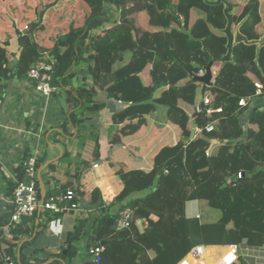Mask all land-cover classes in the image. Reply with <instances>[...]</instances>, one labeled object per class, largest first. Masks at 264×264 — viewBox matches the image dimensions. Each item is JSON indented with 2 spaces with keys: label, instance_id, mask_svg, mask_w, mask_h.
Segmentation results:
<instances>
[{
  "label": "trees",
  "instance_id": "trees-1",
  "mask_svg": "<svg viewBox=\"0 0 264 264\" xmlns=\"http://www.w3.org/2000/svg\"><path fill=\"white\" fill-rule=\"evenodd\" d=\"M227 1L233 6L232 28L238 26L248 40L264 37L262 0ZM22 2L21 12L13 16L0 13V95L3 97L11 78H26L33 62L53 59L50 83L58 89L52 95L66 107L61 108L63 124L57 126L62 132L51 130L47 143L59 144L62 155L41 177L47 195L51 185L59 191L70 188L77 193L76 201L95 211L53 213L42 209L38 216L35 212L15 224L10 220L12 206L4 203L0 264L5 259L15 264H41L50 258L48 264H62L57 258L75 264L81 242L85 247L103 244L98 264H176L196 245H230L243 239L251 247L264 246V47L234 44L230 61L217 60L227 51L225 6L204 0ZM28 12L38 19L22 21ZM43 14L47 15L42 20ZM47 17L65 24L52 43L44 45L36 36L48 28ZM11 39L16 52L7 48ZM127 52L128 62L115 67ZM212 61L210 86L188 75L186 69L195 73ZM257 84L262 88L255 98L257 105L251 109L248 104L240 106L239 99L253 96ZM204 97L209 108L220 111L197 113L195 107L203 104ZM110 98L125 102L112 115L113 124L107 131L111 145L140 131L148 130L151 139L155 111L160 122L165 117L180 131L173 138L166 130L139 156L144 157L140 165L105 159L122 180L119 192L105 205L98 189L85 197L80 183L75 182V172L100 157L101 132L94 123ZM245 114L247 125L243 127ZM208 122L214 124L211 132L205 130ZM194 127L199 131L194 132ZM28 155L25 150L20 158L15 182L1 174L8 194L23 179L22 162ZM46 160V154L38 156L37 169ZM194 201L219 210V218L204 222L202 217L189 216L188 204ZM126 206L133 210L134 218L147 220L143 231L134 225L115 228L118 210ZM65 213H74L75 221L64 236V245L39 257L35 240ZM236 261L246 263L242 257L232 264Z\"/></svg>",
  "mask_w": 264,
  "mask_h": 264
},
{
  "label": "crops",
  "instance_id": "crops-1",
  "mask_svg": "<svg viewBox=\"0 0 264 264\" xmlns=\"http://www.w3.org/2000/svg\"><path fill=\"white\" fill-rule=\"evenodd\" d=\"M12 41L11 39L7 48H11ZM9 50L11 51V49ZM2 94L3 104L0 106V192L7 193L6 183L1 174H3L5 179L15 182L16 167L19 165L20 158L25 150H28L29 154L32 153V150L43 151L47 159L58 155L57 147L49 146V144V150L45 147L48 140L46 135L57 128V126L63 124L61 108L62 106L66 107V104L56 99L53 95L49 97L42 96L26 78H11ZM115 111L114 100L112 98L105 100L104 108L95 120L97 123H94L101 132V139L99 140L100 157L97 161L90 162L87 168L75 172V182L80 183L86 198H90L93 190L98 189L101 197L103 199L110 197L108 201L111 202L113 200L112 197L121 188L122 180L120 176L113 174L112 169L106 165L105 159H111L113 163L125 162L128 166L140 165V160L144 159V157L139 158V156L144 154L145 150H148L150 144L153 145L161 139L166 130L173 133V138L178 136V131H180L176 125L166 120L165 117L160 122L158 121L159 118L153 119V115H151L150 122L154 123V125L152 128L153 133L150 134L149 145L146 142H139L142 135L141 131V134H138V132L131 137H123L121 143L111 145V134L107 131L113 124L112 115ZM153 114L157 115V111L153 112ZM36 126L38 128L34 130ZM24 128L29 131L28 134L22 132ZM58 129L62 132L61 128ZM139 136L140 138H138ZM50 144L59 145L53 142H50ZM145 162L147 161L145 160ZM94 163L99 164L97 168H92ZM4 209V202H0V213ZM197 209L201 210L199 202H190L187 214L194 216ZM74 221V213H65L62 218L55 219L49 223L46 230L51 236L56 238L54 249L51 251H57L64 245V236L68 231L72 230ZM228 251H230L229 245H203L201 258L192 259L186 256L178 264H217ZM75 264H91V261L80 251L76 257ZM245 264L248 263L246 262Z\"/></svg>",
  "mask_w": 264,
  "mask_h": 264
},
{
  "label": "built area",
  "instance_id": "built-area-1",
  "mask_svg": "<svg viewBox=\"0 0 264 264\" xmlns=\"http://www.w3.org/2000/svg\"><path fill=\"white\" fill-rule=\"evenodd\" d=\"M53 59L50 62L45 61L43 58H39L30 66L26 79L31 82L34 89L40 93L42 96H52V94L57 91L58 87L52 85L51 74L53 70ZM205 72L204 67L198 69L195 74L203 75ZM212 82V81H211ZM260 84H257L256 91L253 96L242 97L239 99L238 104L240 106H245L248 104L249 109L257 105L256 97L259 96L262 92ZM264 99V98H263ZM116 109L121 108L125 105V102L121 100H115ZM207 97L203 98V104H198L195 107L197 113L210 114L214 111H220V109L212 110L209 108ZM264 103V100H263ZM3 104V97L0 95V106ZM264 109V105L261 107ZM247 114V113H246ZM242 115L243 123L242 126L245 127L247 125V115ZM205 130L207 132H211L214 130V124L212 122H208L205 126ZM199 131L198 127H194V132ZM22 132L28 134L25 128L22 129ZM39 151H36L34 154H29L28 157L22 162L24 177L22 180L18 181L15 188L11 192L1 193L0 192V202H4L5 204H9L12 206L10 220L11 223H19L22 218L32 216L39 207V188H38V180H37V167H36V159L38 157ZM98 163H94L92 168H97ZM264 168V167H263ZM241 173H238L237 176L241 177ZM52 192L45 195V199L41 206V210H48L53 213L59 212H74L81 213L87 212L90 214H94L95 208L88 207L86 205L80 204L76 201L77 193L68 188L65 191L57 190V187L51 185ZM105 205H109L110 201L107 199H103ZM194 217L197 219L201 218V210L197 209L194 213ZM147 220L145 218H134L133 210L130 207H123L118 210L115 228L117 230L121 229H130L132 225H134L139 231H143ZM88 228L90 225L87 226ZM6 228V227H4ZM85 246V245H84ZM230 251L227 252L224 256H222V260H220L217 264H232L238 257H242L248 264H264V246L261 247H251L247 244L245 239L241 240V242L237 244L229 245ZM104 246L103 244H95V245H87L86 253L92 264H98L101 253L103 252ZM203 255V245H196L192 247L186 256L192 259H199ZM230 256H232L230 258ZM182 258V259H183ZM181 259V260H182ZM180 260V261H181ZM179 261V262H180ZM178 262V263H179ZM176 263V264H178ZM3 264H15L11 259H5Z\"/></svg>",
  "mask_w": 264,
  "mask_h": 264
},
{
  "label": "rangeland",
  "instance_id": "rangeland-1",
  "mask_svg": "<svg viewBox=\"0 0 264 264\" xmlns=\"http://www.w3.org/2000/svg\"><path fill=\"white\" fill-rule=\"evenodd\" d=\"M22 1L23 0H0V13H7L8 15H12L13 16V15H15V12H17V13L21 12L22 7H23V2ZM262 2L264 3V0H262ZM28 11H30V10H28ZM29 13L30 12H28L27 14H29ZM33 14H31V15L29 14V16L27 15L28 17L23 19L22 21L30 20V22H33V21L37 20L38 19L37 16H35V18L32 19L31 16ZM45 15H47V14H43L42 20L44 19ZM0 16H1V14H0ZM48 19L49 20L47 22H45L47 24V27H48L46 29V31H40V33L36 36L37 40L39 42H42V44H44V45L51 44L55 34H58L59 30L60 29L62 30V25L65 24V22L63 24H59L58 22H55V20H53L52 17H49ZM10 24H11L12 27H14V25H13L14 23L12 21H10ZM233 30H234V28H233ZM12 40L13 41L11 43V48H8V49H11V52H16L17 51V45L15 43V40L14 39H12ZM125 57H126L125 60L122 63H117L115 65V67H120L121 65L126 64L128 62V60H129V58H130V53L127 52ZM103 96L104 95H102L101 98ZM145 116H147V114ZM153 119H158V115L154 114ZM188 120L190 121L191 119L189 118ZM241 120H242V123H243L244 120L243 119H241ZM95 123H97V121H95ZM189 124H190V122H189ZM244 127H245V122H244ZM138 134H141V132H139ZM138 138H140V136ZM139 142L140 143L146 142V144H148V145L150 144V142H149V131L148 130L145 131L141 135V140L139 139ZM49 143L50 142L46 143V145H45V147H47L48 150H49V146H50V145L48 146ZM151 145L152 144L149 145L148 150H149ZM35 152H36L35 150H32L31 154H34ZM43 154H45V153H43V151L42 152L40 151L38 156L43 155ZM106 199L108 200V199H110V197H108ZM112 199H113V197H112ZM111 202H112V200H111ZM199 207L202 210V218H201V220L204 221V222L216 221L219 218V216H220V211L219 210H216V209H213V208L209 207L208 205H206L205 202H200L199 203ZM114 208L115 207H112L111 210L113 211ZM88 230H89V228L86 227V232H88ZM55 241H56V238L51 236V234L48 232V230L40 233L38 235L37 239L35 240L34 244H33V246L35 248H39V253L37 255L39 257H41V256L46 255V253L48 251L53 250L54 246H55ZM80 246H81V251L85 254V256H87L86 255L87 254L86 253V247L84 246V242H81ZM234 264H239V262L236 261Z\"/></svg>",
  "mask_w": 264,
  "mask_h": 264
},
{
  "label": "water",
  "instance_id": "water-1",
  "mask_svg": "<svg viewBox=\"0 0 264 264\" xmlns=\"http://www.w3.org/2000/svg\"><path fill=\"white\" fill-rule=\"evenodd\" d=\"M204 1L209 5H218V4L222 3L225 6L223 9V13L227 19V22H226L225 28L223 29V32H224L226 39H227V42H226L227 51H226V54L222 58L217 59L219 62H227V61L231 60L232 48H233L234 44L244 43L246 45H256L257 49L264 47V37L259 38V39H255V40H248L247 37H245L243 34L240 33L238 26H236L235 29L233 30V28H232V26H233V21H232L233 6L230 2H228L227 0H214V1L204 0ZM215 60L216 59L213 58V61H215ZM213 61L209 62L207 65L204 66L205 72L203 75H197L193 71L186 69L188 75L191 77V79L193 81L200 82V83L204 84L205 86H210L212 78H213L212 71H211ZM56 130L61 131L58 128H56ZM47 136H48V134L46 135V137ZM49 145L57 147L58 155L53 157V158L47 159L37 169V180H38V188H39V203H38L39 207L37 209V216L39 215V213L41 211V206L43 204V201H44L45 195H46L45 185H44V182L42 180L41 173L50 163L58 160L62 155V149L59 145H53L50 143H49ZM25 239L26 238L22 239L18 245L17 257L19 256L20 245L23 243V241H25ZM63 253H65V250L63 251ZM57 259L59 261H61L62 264H66L61 258H57ZM52 260H53V258H50L41 264H48Z\"/></svg>",
  "mask_w": 264,
  "mask_h": 264
},
{
  "label": "clouds",
  "instance_id": "clouds-1",
  "mask_svg": "<svg viewBox=\"0 0 264 264\" xmlns=\"http://www.w3.org/2000/svg\"><path fill=\"white\" fill-rule=\"evenodd\" d=\"M92 264V263H91Z\"/></svg>",
  "mask_w": 264,
  "mask_h": 264
}]
</instances>
